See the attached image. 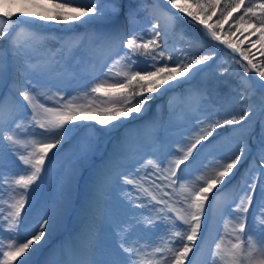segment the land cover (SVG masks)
Returning <instances> with one entry per match:
<instances>
[{
    "label": "snow or ice",
    "instance_id": "obj_1",
    "mask_svg": "<svg viewBox=\"0 0 264 264\" xmlns=\"http://www.w3.org/2000/svg\"><path fill=\"white\" fill-rule=\"evenodd\" d=\"M47 2L52 7L44 11L0 12V42H6L0 43V199L18 196L0 212L7 228L6 236L0 228V238L12 241L0 251V264H37L78 213L81 228L57 241L39 264H192L207 222L225 217L234 242L226 248L216 243L209 264H264V69L217 30L243 6L237 23L249 24L261 43L264 0H196L198 12L182 0ZM217 8L219 18L208 24ZM46 24H64L71 35L42 30ZM170 39L178 44L169 47ZM213 41L219 43L212 51L197 53V46ZM98 49L111 55L91 80L102 76L119 93L102 110L76 104L68 91L79 90L82 79L85 95L104 88L100 82L89 87L82 72ZM41 96L52 106L39 102ZM161 97L167 99L157 103ZM176 99L188 102L179 121ZM40 110L53 118L42 122ZM170 133L180 140L166 150ZM29 136L41 138L32 151ZM66 145L63 164L53 169ZM17 160L23 167L10 171ZM53 171L58 195L30 224ZM117 192L124 193L120 214L112 208ZM224 194L230 198L222 201ZM61 252L66 261L58 259Z\"/></svg>",
    "mask_w": 264,
    "mask_h": 264
},
{
    "label": "rangeland",
    "instance_id": "obj_2",
    "mask_svg": "<svg viewBox=\"0 0 264 264\" xmlns=\"http://www.w3.org/2000/svg\"><path fill=\"white\" fill-rule=\"evenodd\" d=\"M44 3H46L48 5L47 9H50L52 7L51 3H48L47 0H40ZM15 1L12 0L11 5L14 3ZM182 2H186L190 7L191 10L193 12H198L199 10L196 7V0H182ZM229 2V0H221V4L223 5L224 3ZM245 5H252L254 3H257L258 0H244ZM46 9V10H47ZM243 6H241V9L234 12L232 17H229L226 23H222V25L220 26L218 30L219 34L221 35L222 39L225 40H231L232 42H234L241 50H247L249 52H251L253 55L250 56L251 59H253L254 63H257L258 66L261 69H264V41H262L261 43H255V41L259 38V33L256 32L255 34H253L254 29H252L249 24L246 23H237V19L240 15L243 14ZM9 11H12L13 13H15L13 11V9L10 7ZM173 12H176L178 10L176 9H172ZM219 14H220V9L217 8L216 10V14L212 16L211 19L208 20V24H214L215 21L219 18ZM186 15V14H181ZM207 17L204 15H201V19H206ZM13 21H16L17 17L13 16ZM41 24H44V22H40ZM198 24V22H197ZM42 30H47V31H51L53 33H55L56 35L59 36H69L71 35V30L68 28V26L61 24V25H56V24H46L44 25V28ZM55 30V31H54ZM79 31H82V29H77ZM185 30L189 33V34H193V35H201V33H199L197 26L195 25H185ZM66 34V35H65ZM0 43H6V42H0ZM213 43H219V42H208V46L206 48H202L200 46H197L196 51L198 54L203 53L205 51H212V47L211 45ZM253 43H255V46L253 47ZM178 42L175 39H170L169 40V47H172L174 45H177ZM186 47V45H185ZM220 47L224 49V52H228L226 49L227 45L224 44H220ZM230 50V49H229ZM224 52H221L219 55L221 58H223L228 64H230L233 68L236 67L235 62L231 59L230 56H225ZM230 53V52H228ZM238 54V53H237ZM111 55V53L108 50L105 49H98L95 54H94V63H89L86 65V67L84 69H82L83 74L85 75V77L87 78V81L89 83V87L91 86V83L94 82H100L104 84V88L99 92V93H94V94H90V95H85L84 91H83V85L85 84L86 80L82 79L79 81V84L81 86V88L79 90H77L76 86L73 85V87L69 88V92L75 97L74 102L78 105H83V106H89L92 105L94 106L95 109H99L102 110L105 106H107L109 104V97L112 95H119V93H114L110 90V84L111 81L109 80H104L103 77L101 76L100 79L96 80V81H92L91 83L89 81V77L91 78L92 76H96L98 73H101L102 69H101V65L104 63V61L106 59H108V57ZM111 63V61H109ZM246 63V62H245ZM216 67H219V61H217L216 63ZM122 69V63L120 64H115V66L113 67V72L112 75L115 76V74L117 72H121ZM117 79H123V75L117 77ZM229 81L232 84H235L237 82L236 78L233 77H228ZM52 91H55V88L52 89ZM163 99H161L160 103H164L165 100L167 99L166 97H162ZM39 102L44 103L46 107L52 106L53 104V100L47 99L43 96H41L39 98ZM192 104L196 103V100L193 99L191 101ZM187 104L188 102L182 99H176L173 105V111L174 114L177 118V120L179 121V118L186 112L187 110ZM154 105V104H153ZM53 117L48 116L47 114L43 113V110H40V115L38 116V119H40L42 122L45 119H51ZM88 123H95L94 121H89ZM98 126V125H97ZM37 131H39V129H36ZM170 136L168 138H172L173 139V144H176L177 146V142L180 140V137L170 133ZM27 139L31 142V147H29L27 150L28 151H32L34 150V144H38L41 142V138L37 137V138H33L31 136L27 137ZM175 146V147H176ZM158 147V146H157ZM175 147H171L168 146L166 150H172ZM66 149L63 150L61 153V155H57L56 159L63 163L64 162V158L66 156ZM22 151L24 150L23 147L21 149ZM15 159V158H13ZM16 165H19V167H23L20 162L17 160L16 161ZM55 167H53L54 169ZM195 174V172H194ZM126 190L131 188V186H125ZM50 189V188H49ZM19 191V189H18ZM49 191V190H48ZM117 194V195H116ZM114 194L112 197L113 202H116L114 205H112L113 208V212L115 214H120L122 212H124L125 208L123 205V202L120 200V197L124 195V193L122 192H118ZM157 195H160V193H156ZM119 196V197H118ZM114 198V199H113ZM119 200V201H116ZM112 202V203H113ZM48 205V204H47ZM116 206V207H115ZM41 211H36V214H40ZM157 231H160L159 229H157ZM224 231V230H223ZM225 233H227L226 231H224ZM153 239H155V235H153V237H151ZM113 239V238H112ZM111 241V238H110ZM226 243H228L229 241V245L232 242H234L232 240V238H230V240H225ZM215 244V243H214ZM213 244L211 251H213L215 249V245Z\"/></svg>",
    "mask_w": 264,
    "mask_h": 264
},
{
    "label": "bare ground",
    "instance_id": "obj_3",
    "mask_svg": "<svg viewBox=\"0 0 264 264\" xmlns=\"http://www.w3.org/2000/svg\"><path fill=\"white\" fill-rule=\"evenodd\" d=\"M14 1L15 2L11 5L12 0H0V12H2V10L5 8L7 10H9L10 7L13 9V11L15 13H20L22 10L44 11L48 8V5L46 3L40 1V0H14ZM33 3L42 4L43 8L42 9L41 8H35L32 6ZM3 19H5V18H3L2 15H0V20H3ZM25 19H27V18H25ZM89 81L91 83L90 77H89ZM3 91L6 92L7 89H4ZM161 99H163V98L161 97ZM160 100L157 101V103H160L161 102ZM154 109H155V104L153 105V110ZM152 115H153V112L150 111L148 113V115L145 117V119L151 118ZM173 143H174L173 139L168 138L167 147L168 146H170V148L175 147L176 144H173ZM34 145H36V144H34ZM65 148H67V145L65 146ZM52 151H56V150L53 149ZM62 151L63 150H61L57 155H61ZM50 155H51V153H50ZM61 164H63V163H61L57 159H55V161L52 165V168L55 167L54 169H56ZM21 168L22 167H19V165H16V166L11 167L9 170L12 172H17V171H20ZM196 174L197 173H195L194 175H196ZM57 187H58V178H57L55 172L53 171L52 173L49 174L47 181L43 185L42 194L39 196L38 200L35 202V206L31 210V216L29 218L30 224L34 225L36 223V220L38 219L39 215L41 214V213L36 214V211H38V210L40 211L45 205L51 204V202L57 197V195H58ZM17 191H18V189H17ZM113 197H115V196H113ZM228 198H230L229 194H224L221 197V200L223 201V200L228 199ZM16 199H18V196L13 197L11 194L5 195L3 199H0V212H4L5 209L10 208L11 205L15 203ZM116 201H119V200H116ZM112 202H113V200H112ZM115 203L116 202H113L112 205H114ZM2 220H3V217L0 216V221H2ZM82 224H83V215L82 214L78 213L75 216H73L72 218H70L67 222L66 229L63 232H61L59 235H57L56 238L47 246V248H45L44 251L37 257V264H39V262L44 259L45 255L48 253V250L51 249L53 247V245L57 243V241L64 239L70 233L78 231L81 228ZM225 225H227V227ZM0 228L4 229V235L6 236V234H7L6 225H3L2 223H0ZM223 230L226 231L227 233H225ZM230 231H231V225L228 223L227 217H225L223 220H219V218H217L214 221L207 222V228L204 232V240H203V242L198 241L199 250L196 251L195 254L190 257L192 264H209V253H210V250H211L214 243L215 244L221 243L222 248H226V247L230 246L228 244L229 241H228V243H226V241H225L228 239L230 240L231 237L228 235V233H230ZM219 235L224 236V239L222 241L219 239ZM110 238H111V241H110ZM11 242L12 241H10L7 238H0V251H2ZM107 242L109 244L114 245L116 243V240L112 239V237H108ZM19 259L20 258H17V261ZM58 259H60L61 261H66L68 259L67 253L61 252Z\"/></svg>",
    "mask_w": 264,
    "mask_h": 264
},
{
    "label": "water",
    "instance_id": "obj_4",
    "mask_svg": "<svg viewBox=\"0 0 264 264\" xmlns=\"http://www.w3.org/2000/svg\"><path fill=\"white\" fill-rule=\"evenodd\" d=\"M223 49H225V48H223ZM226 50H227L228 52H230V53L232 52V51H231V50H229V49H226ZM236 55H239V54H236Z\"/></svg>",
    "mask_w": 264,
    "mask_h": 264
}]
</instances>
